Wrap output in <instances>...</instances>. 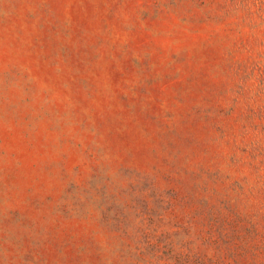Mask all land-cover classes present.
Listing matches in <instances>:
<instances>
[{"label":"rangeland","instance_id":"rangeland-1","mask_svg":"<svg viewBox=\"0 0 264 264\" xmlns=\"http://www.w3.org/2000/svg\"><path fill=\"white\" fill-rule=\"evenodd\" d=\"M0 264H264V0H0Z\"/></svg>","mask_w":264,"mask_h":264}]
</instances>
